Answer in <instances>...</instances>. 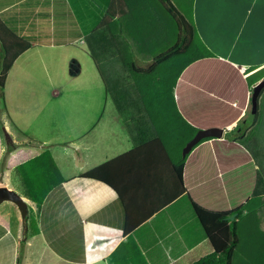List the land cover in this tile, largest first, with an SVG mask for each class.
<instances>
[{
	"label": "crops",
	"instance_id": "0c3cea01",
	"mask_svg": "<svg viewBox=\"0 0 264 264\" xmlns=\"http://www.w3.org/2000/svg\"><path fill=\"white\" fill-rule=\"evenodd\" d=\"M209 1L216 10H208L205 4L201 7V0H193L192 10L196 34L206 49L238 69L244 78L263 69L264 25L260 24L264 18V0ZM110 2L0 0L2 25L29 44L11 67L18 66L14 77L16 86L23 85L13 101L14 107L27 106L24 114L16 117L15 124H26V135L34 137L30 120L36 115L32 108L36 98L30 93L31 86L36 85L34 70L37 64H43L40 52L74 48L77 44L89 49L90 42L88 46L86 39L92 37L102 19L105 24L108 22L106 36L109 38L101 50L104 54L109 50L110 69L119 71L120 77L121 71H139L142 86L133 106L125 104L129 100L127 96L120 95L113 100L114 110L108 115L105 110L101 112L91 106L80 111L64 130L57 128V134L66 140L59 152L64 158L58 160L52 155L51 158L61 179L55 188L46 192L39 207L17 189L16 185L22 181V171L17 169L41 154L37 152H43L45 146L41 143V149L36 151L38 148L28 144L27 137L23 136L25 143L9 138L8 143L14 144L10 150L7 147L5 156L6 147L0 144V189L14 193L19 201L0 203V264H194L213 249L193 203L224 212L247 205L248 210L239 219L258 214L264 226V205H261L264 202H259L264 201V147L257 129L260 123L264 125V115L259 117L263 92L254 100V88L264 77L251 87L252 95L248 92L239 123L236 121L222 129L220 139L199 144L182 163L179 147L171 144L166 153L156 138L164 119L177 117L175 107L181 113L176 94L179 84L167 94L147 90L152 85L150 75L162 66L156 65L155 59L169 44L164 15L151 1L144 2L142 7L138 0H129V3L118 0L111 10L113 18L102 16L101 11L106 14ZM135 2L141 25L133 24L128 32L132 35L145 32L142 41L147 42L137 49L141 57L135 61L140 66L130 67L127 54L134 51L125 35L122 36L125 30L119 21H128L129 7ZM15 37L8 36L9 42L5 41L11 53L17 50ZM235 105L236 102L232 104ZM206 108L207 104L204 112ZM4 109L5 104L0 108V121L3 120L6 132V129L10 131V116ZM131 116L140 121L134 132L130 130ZM173 165L183 166L180 177ZM99 167L103 169L98 179L80 176ZM24 209L27 213L31 210L33 226L24 219ZM261 255L264 258V247Z\"/></svg>",
	"mask_w": 264,
	"mask_h": 264
},
{
	"label": "rangeland",
	"instance_id": "374dc122",
	"mask_svg": "<svg viewBox=\"0 0 264 264\" xmlns=\"http://www.w3.org/2000/svg\"><path fill=\"white\" fill-rule=\"evenodd\" d=\"M138 1H140L139 3L142 7L145 6L144 2L151 1L153 5L157 4L159 13L161 12V14L164 15V26L165 21L167 23V20H169L172 39H175V43L177 42L178 37H180L179 39L184 37L185 31L182 24L181 26L176 25L177 23L173 20L174 18L164 11V8L158 2V0ZM170 2L177 9L178 13L184 18L185 22L188 25H192V10L194 9L193 0H170ZM136 3L137 2H135L131 8L129 7V22L126 20L119 21L123 25L122 29L125 30L124 33L122 31V36L125 35V40L129 41L127 43L130 45L129 47H131V50L134 51V53L129 52L127 54V61L130 67H133V65L135 67L140 66L136 64L135 61L136 59L140 60L141 57L139 52L140 50L137 49H139L142 43L147 42V40L142 41V36L145 38V32L141 33V31H139L138 35H132L128 32L129 27L133 24L141 25V22L139 21L141 17L139 18V13L136 12ZM203 4H205L207 9L210 11L216 10L213 3H211L209 0H201L200 6L202 7ZM101 12L102 16L106 15L105 12ZM131 17L134 18L135 23H132ZM136 19H138L137 22ZM102 20L101 22H103V26L98 24V26L94 29V32L91 34L92 37H88L86 39L87 45L90 42L91 47L89 49L87 46L77 44L74 46V48H58L56 50H42V52H40V59L43 60V64H41V66L37 64V67L34 70V72H36V85L35 87L31 86L30 93L31 97L35 96L36 98L32 107L36 115L31 116L30 120L31 129L32 125L33 129H35L33 135L34 137L26 135V132H28V127L26 124H15L16 117L23 115L27 107L23 106L22 104L14 107L13 103L17 95L20 93L21 87H23V85L17 87L14 83V77L18 71V66L10 70L5 82L3 98L0 99V108H4L5 104V113L10 116V131L6 129V133L4 131V127L2 126L3 120L0 121V144L6 147L5 156L8 155L7 151L10 150L12 148L11 146L14 144L11 141L8 143L9 138H11V140L14 138V140H17L19 143H25L22 140L24 137H27L30 139L28 144L32 143L36 149L38 148L36 151L41 149L39 148L41 143L43 146H45L42 149L43 152L49 150L50 147V152L48 151L49 154L47 153L48 155L42 152H37L43 154L41 158L36 159L35 162L37 163L34 162V164L26 165L23 168L25 172L24 175H26V173L34 174L30 176L31 181H36L37 178V181L44 183V187H46L45 184H47V182L58 185L61 179L54 173L48 174L45 172L42 174V170L39 168L40 163H45L47 161L49 163L51 155L52 157H57L58 160L64 158L61 154H59V152L63 147L61 144H66L64 143L66 140L65 137L57 134V128L58 130H60V128L64 130L66 125L76 120L80 111H84L91 106H93L95 110L100 109L101 112L105 110L106 114L108 115L110 110H114L113 100L119 98L120 95L121 97L127 96L129 100L128 103L125 104L133 106L136 104V97L142 91L141 75L139 74V71L133 69H130L129 71H121L120 77L119 71L110 69L108 65V63H110L111 57L109 55V50H106L107 53L105 54L101 50L104 48V43L107 42L109 38L106 36L108 22L105 24V21ZM119 22L115 21L116 26H120ZM260 25H264V18ZM151 37L157 38L156 36ZM166 41L167 40L165 38V42ZM199 41L201 42L200 39ZM92 43L95 44L94 47H92ZM196 45L197 40L193 39L190 50L192 48H196ZM202 45L204 46L203 43ZM204 48L206 47L204 46ZM189 54L190 51L182 53V61L188 59ZM92 58L94 59L95 63L93 62ZM145 62L146 60L143 59L142 63ZM96 67L99 70L98 72ZM77 68L79 69L78 72L75 71ZM164 72L163 66H161L160 69L150 75L149 81L152 85H148L147 90L155 89L164 94L169 93L167 81L162 80L164 79ZM183 72L184 70L182 73ZM156 80H158V83ZM178 82L179 81L175 83L176 87L179 84ZM250 95H252V92ZM49 105L51 106L49 107ZM121 107H123V103H121ZM251 109L252 107L250 105L248 107L249 113L251 112ZM52 112L53 114H51ZM136 115L137 114H132V116ZM180 115L182 114L180 113ZM262 115H264V91L259 101V117ZM132 116V119H130L131 123L129 124H131L132 127L130 130L134 132L139 128L137 125H139L140 121ZM21 121H23V119ZM63 123L64 125L62 127ZM262 123L258 125L257 129L259 131L260 141L263 138L261 141V147H264V125ZM53 128H55V130L52 131ZM21 131L25 134H23ZM125 131L128 133V130ZM66 159H70V157H66ZM47 166L48 165H46V167ZM33 170H37V174H35ZM16 187L19 191L22 190L19 184L16 185ZM259 202L264 201L259 200ZM261 205H264V203H261ZM28 212V214L31 216L32 213L30 209H28ZM258 216V214L252 213L251 217L249 218L239 219L237 231L240 244L233 256V264H264V258L261 255L264 247V226L263 228L261 226L263 224V218ZM246 249H253V251L247 253Z\"/></svg>",
	"mask_w": 264,
	"mask_h": 264
},
{
	"label": "trees",
	"instance_id": "16d2710c",
	"mask_svg": "<svg viewBox=\"0 0 264 264\" xmlns=\"http://www.w3.org/2000/svg\"><path fill=\"white\" fill-rule=\"evenodd\" d=\"M116 1L118 0H111L109 8L106 10V15L111 18H113L111 10ZM158 2L162 5L164 11L174 18L173 20L176 21V25L181 26L182 24L185 35L182 39H179L180 37H178L177 42L175 43V39H172L170 24L166 23L167 28H169V31L167 32L169 35V44L167 43L168 46L164 52L160 53L155 59V63L158 66H163L165 72L163 73L164 79L162 80L167 81L169 86L168 91H172L176 81L180 78V81L178 82L179 86L176 88V94L178 95V107L182 115H180L175 107V114L177 117H167L164 119L163 125H159L157 129L158 134L156 138L166 153L169 152L171 144L175 147H179V157L183 163L184 159L187 158L191 152H194L199 144L212 140V138L203 139L193 147L189 154L182 158L181 151L183 147L198 130L209 128L225 129L234 122H238L241 111L245 106L246 96L248 92H252L251 87L253 84L264 77V68L244 78L238 69L225 61L219 60L213 56L210 51L204 48L197 37L194 24L192 23V25H188L170 0H158ZM125 3H129V0H126ZM100 26H103V22ZM8 36L15 37V35H12V32L2 25V22L0 21V99L3 98L6 77L14 60L24 50L29 48L28 43L15 37L18 41V46L17 50L11 53L5 46V41H8ZM193 39L197 40V45L195 46L196 48L190 50ZM189 51V58L182 61V53ZM96 69L98 70L97 67ZM183 70L184 72L182 73ZM263 91L264 87L259 90L256 99ZM204 99H206V103L204 102ZM209 102L210 105L208 104ZM234 102H236V105L232 106ZM205 104H207L206 112L203 110ZM188 110H190L191 113H189ZM42 153H45L46 155L49 154L48 151ZM42 153L20 165L17 169L22 171V181L20 183L22 187L20 188L25 196L35 202L37 207L42 203L46 192H48L50 188H55L56 185L47 182V187L44 189V183L37 181V178V182L35 180L31 181L30 176L34 174L26 173V175H24L25 172L23 168L26 165L34 164L36 159L42 157ZM45 164L48 166L46 167ZM39 165L42 174L46 172L48 174L54 173L59 176L58 169L52 158L49 159V163L47 161L45 163L42 162ZM182 167V165H173V170L179 177L182 174ZM102 169L103 167H99L89 173L81 174L80 176L84 178L98 179L99 171ZM33 171L35 174L38 172L37 170ZM42 190L43 192L41 193L40 191ZM7 200L19 203L18 198L14 193L0 189V203ZM192 206L196 217L204 230L206 238L213 249L211 254L200 258L194 264H232L233 256L239 246L237 220L243 211L248 210L247 205H239L233 210L227 212L205 208L195 203H193ZM232 216L234 217V220L230 221L229 218ZM24 219L30 221V225L33 226L34 219L28 215L25 209Z\"/></svg>",
	"mask_w": 264,
	"mask_h": 264
},
{
	"label": "water",
	"instance_id": "95a60500",
	"mask_svg": "<svg viewBox=\"0 0 264 264\" xmlns=\"http://www.w3.org/2000/svg\"><path fill=\"white\" fill-rule=\"evenodd\" d=\"M264 87V79L254 88V100L257 97L259 90ZM223 130L219 128H209L205 130H198L194 137L189 140L182 149V157L189 154L193 147H195L200 141L206 138L220 139ZM4 190V189H3ZM6 191V190H4ZM234 217H230L229 220L232 221Z\"/></svg>",
	"mask_w": 264,
	"mask_h": 264
}]
</instances>
